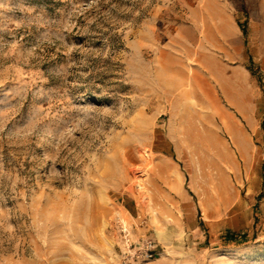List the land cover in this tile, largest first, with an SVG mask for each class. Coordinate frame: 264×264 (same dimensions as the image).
<instances>
[{"label": "rangeland", "instance_id": "obj_1", "mask_svg": "<svg viewBox=\"0 0 264 264\" xmlns=\"http://www.w3.org/2000/svg\"><path fill=\"white\" fill-rule=\"evenodd\" d=\"M263 120L264 0H0V264H264Z\"/></svg>", "mask_w": 264, "mask_h": 264}, {"label": "built area", "instance_id": "obj_2", "mask_svg": "<svg viewBox=\"0 0 264 264\" xmlns=\"http://www.w3.org/2000/svg\"><path fill=\"white\" fill-rule=\"evenodd\" d=\"M121 231L124 234V249L121 252L119 264H138L141 260H148L156 255L155 245L151 240H146L136 247L129 230L122 227Z\"/></svg>", "mask_w": 264, "mask_h": 264}, {"label": "trees", "instance_id": "obj_3", "mask_svg": "<svg viewBox=\"0 0 264 264\" xmlns=\"http://www.w3.org/2000/svg\"><path fill=\"white\" fill-rule=\"evenodd\" d=\"M240 27L242 28L243 33L246 34V31H245V25L240 24ZM252 73H253V74H256V72H253V71H252ZM262 125H264V122L262 123ZM263 195H264V193L262 192V193L259 195V199H262ZM257 209H258V205H255V207H254V212H255V213H256ZM257 220H258L257 217H255V223L257 222ZM225 237H226L227 240H231V241H235V240L238 239V235H236V234H234V233H231V232H227V234H226ZM240 238H241L242 240H246L247 237H246V235H242Z\"/></svg>", "mask_w": 264, "mask_h": 264}, {"label": "crops", "instance_id": "obj_4", "mask_svg": "<svg viewBox=\"0 0 264 264\" xmlns=\"http://www.w3.org/2000/svg\"><path fill=\"white\" fill-rule=\"evenodd\" d=\"M263 122H264V120H263ZM263 127H264V125H263ZM239 131L237 130L236 131V133L237 134H239L238 133ZM240 136V135H239ZM244 158V157H243ZM250 151H248V153H247V155H245V160H246V165H247V168H246V171L248 172V174L249 175H251V171H252V168H251V166H250ZM264 167V156H263V160H262V166H261V168H263ZM260 190V188L257 190V191H259ZM260 213H261V216L264 218V195H263V197H262V199H261V204H260Z\"/></svg>", "mask_w": 264, "mask_h": 264}, {"label": "bare ground", "instance_id": "obj_5", "mask_svg": "<svg viewBox=\"0 0 264 264\" xmlns=\"http://www.w3.org/2000/svg\"><path fill=\"white\" fill-rule=\"evenodd\" d=\"M140 185V184H139Z\"/></svg>", "mask_w": 264, "mask_h": 264}]
</instances>
